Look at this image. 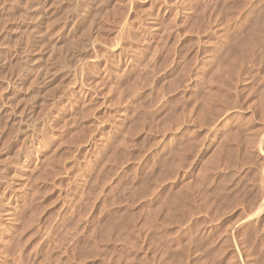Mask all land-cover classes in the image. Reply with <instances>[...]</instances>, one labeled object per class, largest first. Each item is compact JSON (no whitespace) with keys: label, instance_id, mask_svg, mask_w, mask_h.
I'll return each instance as SVG.
<instances>
[{"label":"rangeland","instance_id":"374dc122","mask_svg":"<svg viewBox=\"0 0 264 264\" xmlns=\"http://www.w3.org/2000/svg\"><path fill=\"white\" fill-rule=\"evenodd\" d=\"M0 185V264H264V0H0Z\"/></svg>","mask_w":264,"mask_h":264},{"label":"bare ground","instance_id":"6f19581e","mask_svg":"<svg viewBox=\"0 0 264 264\" xmlns=\"http://www.w3.org/2000/svg\"><path fill=\"white\" fill-rule=\"evenodd\" d=\"M36 3H37V2H36ZM36 7H37V6H36ZM45 22H46V21H45ZM49 22H50V21H49ZM124 23H125V22H124ZM90 25H91V24H90ZM123 25H124V24H123ZM92 26H93V25H92ZM89 27H90V26H89ZM33 29H34V28H33ZM88 29H90V28H88ZM35 30H36V29H35ZM86 30H87V29H86ZM88 31L90 32V30H88ZM41 33H43V32H41ZM39 34H40V33H39ZM45 34H46V33H45ZM87 34H88V32H87ZM73 35H74V34H73ZM83 35H84V34H83ZM85 35H86V34H85ZM77 36H78V35H77ZM83 37H84V36H83ZM86 37L88 38V36H86ZM56 38H57V37H56ZM84 38H85V37H84ZM84 38L81 39L80 41H78V43H77V44H78V48H77V47H76V48H77L78 50L76 49L77 52L75 53V58H76V59H77L78 56H80V53H81L82 49H83L84 46H85V43H86L87 38H86V39H84ZM47 39H48V38H47ZM77 39H78V38H77ZM52 40H53V39H52ZM54 40H55V39H54ZM72 41H73V39H72ZM88 41H89V40H88ZM92 42H93V41H92ZM55 43H56V42H55ZM37 44H38V43H37ZM69 44H70V43H69ZM72 44H73V43H72ZM53 45H54V44H53ZM53 45H52V46H53ZM60 45H63V44H62V43H59V46L56 44V46H58V48L60 49V51L62 50V52H60L59 49H58V52H59L60 54L62 53V54L64 55L65 53H64V51H63V49H62V47H63L64 45H63V46H60ZM50 46H51V45H50ZM56 46H55V48H54V46H53V49L57 50V49H56ZM86 48H87V47H86ZM93 48H94V47H93ZM51 49H52V47H51ZM53 49H52V50H53ZM66 49H67V48L65 47L64 50H66ZM68 49L70 50L69 46H68ZM68 49H67V50H68ZM55 50H54V51H55ZM111 50H113V49H111ZM50 51H51V50H50ZM50 51H48V52H50ZM54 51H53V52H54ZM72 51H74V50H72ZM56 52H57V51H56ZM58 52L56 53L57 55L55 54L57 58H59V56H58ZM93 52H94V51H93ZM118 52H119V51H118ZM120 52H121V51H120ZM50 53H52V51H51ZM50 53H49L48 55H47V54H46V55L49 56V55H51ZM69 53H70V52H69ZM243 53H244V50H243V48H241V49L239 50V56H240V57H243ZM122 54H123V53H122ZM46 55H45V56H46ZM52 55H53V53H52ZM63 55H61V56H63ZM67 55H68V54H67ZM61 56H60V58H61ZM76 56H77V57H76ZM115 56H116V54H115ZM49 57H50V56H49ZM49 57H48V59H49L51 62H55V61H53V60H54V56H53V59L51 58L52 60H51ZM80 57H81V56H80ZM80 57H78V58H80ZM93 57H94V56H93ZM62 59H63V57H62L60 60H62ZM80 59H82V58H80ZM80 59H79V60H80ZM32 60H33V59H32ZM65 60H66V59H65ZM65 60H63V63H64L66 66H68L69 64H68L67 61L65 62ZM77 61H78V60H77ZM46 62H47V61H46ZM58 62H59V61H58ZM60 62H62V61H60ZM113 62H114V61H113ZM47 63H48V62H47ZM54 64H57V63H54ZM54 64H53V66H54ZM70 65H71V64H70ZM111 65H112V64H111ZM84 66H85V64H84ZM54 67H55V66H54ZM61 67H62V66H61ZM70 67H71V66H70ZM70 67H69V69H70ZM77 67H78V66H77ZM115 67H116V66H115ZM75 68H76V67H75ZM244 68H245V66H242V64H241V65L239 64V65H238V68H237L236 65H235L234 63H230V61H229V63H227L226 65L223 66V68H222V69H224L223 72H222V71H216V72H217V73L219 72L218 74L222 73V74H223V77H224V74H225L226 77H227L228 79H225V78H223V77H222V78H223V80L225 79V82L227 83L226 80H229L231 77L235 76L236 73L238 72V70H241V72H244V74H246L247 72H246V70H245ZM115 69H116V68H115ZM47 70H48V69H47ZM219 70H220V69H219ZM53 71H54V70H53ZM79 71H80V70H79ZM214 73H215V72H214ZM47 74H48V73H47ZM111 74H112V73H111ZM220 75H221V74H220ZM244 76H245V75H244ZM219 77H220V76H219ZM41 78H42V77H41ZM232 81H233V80H232ZM243 81H244V80H243ZM243 81H242V82H243ZM187 82H188V81H187ZM226 83H225V84H226ZM228 83H231V81H229ZM73 84H74V83H73ZM97 84H98V83H97ZM230 85H231V84H229V86H230ZM102 86H103V85H102ZM227 86H228V85H227ZM227 86H225V87H227ZM229 86H228V87H229ZM91 87H92V86H91ZM100 87H101V86H100ZM95 89H96V88H95ZM79 90H80V89H79ZM96 91H97V90H96ZM101 91H102V90H101ZM49 92H50V91H49ZM49 92H48V93H49ZM51 92H52V90H51ZM77 94H78V93H77ZM48 95H49V94H48ZM100 95H101V94H100ZM125 95H126V94H125ZM45 96H46V95H45ZM120 97H122V96H120ZM46 98H47V97H46ZM121 99H122V98H121ZM89 100H90V99H89ZM94 100H95V99H94ZM128 100H129V99H128ZM101 102H102V101H101ZM90 103H91V102H90ZM92 103H93V102H92ZM92 103H91V104H92ZM124 104H125V103H124ZM92 105H93V104H92ZM94 105H95V104H94ZM94 105H93V106H94ZM122 105H123V104H122ZM122 105H121V106H122ZM88 106H89V105H88ZM99 106H100V105H99ZM95 107H97V106H95ZM89 110H93V109H90V108H89ZM90 112H91V111H90ZM123 114H124V113H123ZM123 116H124V115H123ZM90 117H91V116H90ZM125 117H126V115H125ZM95 118H96V117H95ZM218 118H219V117H218ZM94 120H95V119H94ZM213 121H214V120H213ZM123 122H124V121H123ZM93 125H94V124H93ZM120 125H121V124H120ZM92 128H93V126H92ZM92 131H93V130H92ZM90 132H91V131H90ZM90 134H91V133H90ZM249 141H250V140H249ZM250 143H251V142H250ZM165 160H166V159H165ZM164 165H165V164H164ZM164 168H165V167H164ZM161 170H162V169H161ZM54 173H55V172H54ZM163 173H164V172H163ZM159 175H160V174H159ZM161 180H162V179H161ZM261 183H262V186H263V182H261ZM261 183H260V184H261ZM0 186H1V185H0ZM261 190H262V191H261V194H263V193H264V192H263V189L261 188ZM262 192H263V193H262ZM260 197H261V195H260ZM259 200H260V199H259ZM263 200H264V194H263V196H262V201H263ZM260 201H261V200H260ZM26 223H27V222H26ZM28 226H29V225H28ZM6 227H7V226H6ZM7 228H8V227H7ZM16 228H17V227H16ZM2 229H5V228H2ZM19 231H20V230H19ZM26 231H27V229H26ZM6 233H7V232H6ZM8 234H9V233H8ZM28 238H29V237H28ZM40 240H41V239H40ZM3 241H4V240H3ZM9 241H10V240H9ZM8 243H9V242H8ZM15 243H16V242H15ZM44 250H45V249H44ZM2 251H3V250H2ZM10 251H11V250H10ZM35 252H36V251H35ZM3 253H4V252H3ZM3 253H2V254H3ZM8 254H9V253H8ZM8 254H7V255H8ZM13 255H14V254H13ZM41 255H42V254H41ZM3 256H4V255H3ZM4 257H5V256H4ZM9 257H11V256H9ZM13 257H14V256H13ZM13 257H12V258H13ZM15 257H16V255H15ZM18 257H19V256H18ZM6 258H7V256H6ZM19 258H20V257H19ZM1 259H3V258H1ZM8 259H9V258H8ZM17 259H18V258H17ZM10 260H11V259H10ZM33 260H34V259H33ZM0 262H1V261H0ZM38 263H39V262H38ZM9 264H10V263H9ZM15 264H16V263H15ZM32 264H34V263H32Z\"/></svg>","mask_w":264,"mask_h":264}]
</instances>
